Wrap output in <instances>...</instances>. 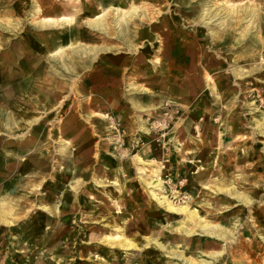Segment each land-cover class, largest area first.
Wrapping results in <instances>:
<instances>
[{"label": "rangeland", "instance_id": "obj_1", "mask_svg": "<svg viewBox=\"0 0 264 264\" xmlns=\"http://www.w3.org/2000/svg\"><path fill=\"white\" fill-rule=\"evenodd\" d=\"M33 1L0 0V78L48 66L57 87L0 86V264H264V0H37L76 19L56 32L31 25ZM157 175L170 207L231 234L159 205Z\"/></svg>", "mask_w": 264, "mask_h": 264}, {"label": "bare ground", "instance_id": "obj_2", "mask_svg": "<svg viewBox=\"0 0 264 264\" xmlns=\"http://www.w3.org/2000/svg\"><path fill=\"white\" fill-rule=\"evenodd\" d=\"M33 4H34V12H33L32 16L34 18H33L32 22H31V25L33 27H35V28L41 29L43 27H55V26H59V25H69V24L72 23V19H69V18H67L65 16H60L57 19L47 18V17L45 18L43 16V14H45V13H47V14L58 13L59 10H61L60 8H56L55 9L54 7H51L48 11H45V9L41 6V4H39V1H34ZM65 9L67 10V8H65ZM139 12L140 11H138L134 6H131L130 10L127 13H123L122 14L121 19L118 22L119 25L122 26L123 29H126L128 32L132 33V29L130 27L132 22L137 20V19H139V18H141V19L143 18V16L141 14L139 15ZM97 22L99 24H101V26L103 27V30L106 29L107 25H105L104 22H103V16L99 17L97 21H95L93 23H87V24H89L92 27L93 26L95 27L97 25L96 24ZM101 22H103V23H101ZM131 26H133V25H131ZM67 47H73V45L70 43V44L67 45ZM64 48L65 47L58 48L57 50H55L54 54L57 55V56L59 55L58 56L59 58H63L64 57V55H63L64 54L63 53ZM71 49L73 50V48H71ZM106 49H109V48H106ZM59 58L57 59V61L61 62V61H59ZM61 68L69 71L68 68H65L63 63H61ZM54 73L56 74V71H54ZM235 75H236V78H237L238 77V73H236ZM20 76H23L22 71H18V75H15V77H20ZM15 77H9V74L6 75V76L1 77L0 78V86L5 85L9 81L10 78H11V80L12 79L15 80L16 79ZM25 78H26V79H24L25 82H24V80H22V81H20L19 86L15 85L14 93H11V94L8 93L9 94V95H7L8 97L12 95V96H16L17 98H24L25 99V98H28V96L31 95V94L28 95L29 92H26V89H27V86H28L29 83H30V85H33V83L30 81L31 80L30 76L29 77H25ZM34 84H35V82H34ZM29 87L31 88V86H29ZM131 87H132V90L135 91V92H140V94H148L149 93V94H151L150 97L154 98V94L151 91H149L147 88L135 87L134 85H131ZM33 89H34V87H33ZM213 93L216 96V97L214 96V100L220 101L222 99V97L220 96L221 94L217 93L215 90H214ZM48 97H51V95H49ZM150 106H152L150 108L155 109L153 107V105H150ZM134 107L137 110H142V107H140V106L135 105ZM253 111H255V109H253ZM263 134H264V130H263ZM26 170L27 169H25V167H24V171H26ZM157 172L159 173L160 169H156V173ZM20 178L21 177L19 176L17 181H19ZM157 181H158L157 184L151 187L152 190H153L151 192V195H152L153 199L155 201H157V203L159 205L165 207L168 211H170L172 213L184 215V218H185L184 220L186 222H190L191 224H193V227L195 229H199L203 233H205V234H207L209 236H214V237H217L219 239H225L228 235L231 234V231H228V230H226L225 228H223L221 226H218V225L210 226V225H208L206 222L202 221V219L200 218V216L197 215V212L195 210H190V209H187L186 207H180V208H172V207H170L168 205V203L166 202V198H165V196L163 194L164 190L162 188V185H161L160 179L158 178V175H157ZM154 191H158V192L156 193ZM234 195L236 196L235 198H237L238 200L244 202L245 204H247V205L251 204V202L247 198H245L246 196L242 197L241 194H237V193H234ZM46 210H48V209H46ZM9 214H10V212H9ZM2 216H3V214L1 212L0 219L2 218ZM186 233H187V231H186ZM153 244L158 246L161 249H165L164 245L159 243V242H157V241H155ZM187 261H188L189 264H194L193 262H191L189 260H187Z\"/></svg>", "mask_w": 264, "mask_h": 264}, {"label": "crops", "instance_id": "obj_3", "mask_svg": "<svg viewBox=\"0 0 264 264\" xmlns=\"http://www.w3.org/2000/svg\"><path fill=\"white\" fill-rule=\"evenodd\" d=\"M34 1H37V0H34ZM33 1V2H34ZM133 6H134V4H132ZM131 5V6H132ZM130 6V7H131ZM113 6H112V4H110V7H109V9L110 8H112ZM130 7H129V9H130ZM135 7V6H134ZM137 8V7H136ZM105 13V12H104ZM60 16H63V15H60ZM60 16H58L57 18H59ZM65 17H67V18H69V19H72V23L71 24H69V25H72L74 22H76V19L75 18H73V17H69V16H65ZM33 16H32V20H33ZM57 18H54V19H57ZM146 19H148V18H146ZM32 22V21H31ZM88 23V22H87ZM153 22H149V24L147 25L148 27H149V30H150V32H152V34L155 32V30L156 29H158V26L155 24V22H154V24L153 25H151ZM69 25H66V26H68V28H70L69 27ZM59 27H62V26H59ZM59 27H57V26H55V27H43V28H41V29H38V28H35V29H37V30H39V31H43V30H46V29H48V28H51V29H54V28H56V30L55 31H53V32H56V31H59L60 30V28ZM69 31H70V29H69ZM126 32H128V31H126ZM69 34L71 35V36H74L75 34H74V32H72V31H70L69 32ZM136 34L137 35V33H135V30H133L132 29V33H130V32H128V34H127V38H129V41H128V44H127V49L128 50H130V48H133V42L132 41H134L132 38H134L135 36L134 35ZM152 36V35H151ZM131 39H132V41H131ZM70 44V43H69ZM71 44L73 45V51L74 50H77V48H75L74 47V44L71 42ZM52 47V48H51ZM50 48H51V51L49 52L50 53V55L51 56H53V58H55L56 59V62H58L57 61V59L59 58L57 55H55L54 54V52H55V50H57L58 48H61V47H64L63 45H58L57 43L55 44V43H52V46H51ZM66 48H68V47H66ZM108 50V49H107ZM72 51V52H73ZM158 51H160L159 49H158ZM20 54V53H19ZM64 54H65V50H64ZM63 54V55H64ZM66 57L69 59V61H70V65H71V68H73V66L75 65V61H74V59L71 57V54L70 53H68V55L66 54ZM59 61H61L60 60V58H59ZM63 61V60H62ZM62 61H61V63H62ZM154 64L156 65V63L154 62ZM65 66V68H68L66 65H64ZM60 67H61V64H60ZM47 70H45L44 71V73L43 74H41V76H40V74L37 76H30V75H26L27 77L28 76H30V78H31V82L33 83V85H30V83L28 84V86H27V89H26V92H29L28 93V95L29 94H32V92H33V87H34V82L36 83L37 82V80H35L34 79V77H37V78H39L38 79V86H37V88L40 90V91H38V97H40V95L42 96V97H45L46 99H51V98H53V97H55V96H52V92L53 91H55V90H53V89H55L56 87H57V84H56V82H53V79H54V76H52L51 75V73H50V71H49V67L47 66V68H46ZM69 70H70V68H68ZM51 70H53V69H51ZM73 70V69H72ZM19 71H22V68H21V70H19ZM23 72V76L25 75V72L24 71H22ZM52 73L54 72V71H51ZM24 79H26L25 78V76H24V78L22 79V80H24ZM47 79V80H46ZM21 80V81H22ZM40 80L42 81L43 80V82L42 83H40ZM24 82H25V80H24ZM53 82V83H52ZM8 83H11V78L9 79V81L5 84V89H12V88H15V85L16 86H19V83H20V81L18 82V83H16V84H12V85H9ZM54 84L52 87H53V89L52 90H49L48 92H47V94H43L42 93V89H44L43 88V84ZM131 85H134L135 87H138V86H136L134 83H132V84H130V88H131ZM3 86V85H2ZM29 86H31V88L29 87ZM48 86H51V85H48ZM149 90V89H148ZM150 91V90H149ZM11 93H14V90L11 92ZM132 94H135V95H138V96H140L139 94H137V93H134V92H132ZM154 94V93H153ZM7 95V94H6ZM49 95H51V97H48ZM37 97V98H38ZM48 97V98H47ZM154 97H155V95H154ZM20 99V98H19ZM28 101H29V99L28 98H26ZM26 99L25 100H22V101H26ZM39 99V98H38ZM132 104H133V107L135 106L134 104H136L137 106H140V107H142V109H144V106H142V105H140V104H138V102H135V101H133L132 102ZM22 105V104H21ZM149 107H152V106H149ZM153 107L155 108L156 106H155V104H153ZM33 121H35V120H33ZM33 121H31L32 123H34Z\"/></svg>", "mask_w": 264, "mask_h": 264}]
</instances>
